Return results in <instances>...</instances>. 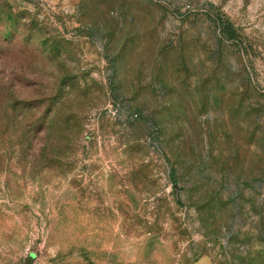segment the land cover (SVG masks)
Returning a JSON list of instances; mask_svg holds the SVG:
<instances>
[{
  "label": "rangeland",
  "instance_id": "1",
  "mask_svg": "<svg viewBox=\"0 0 264 264\" xmlns=\"http://www.w3.org/2000/svg\"><path fill=\"white\" fill-rule=\"evenodd\" d=\"M0 264H264V0H0Z\"/></svg>",
  "mask_w": 264,
  "mask_h": 264
},
{
  "label": "trees",
  "instance_id": "2",
  "mask_svg": "<svg viewBox=\"0 0 264 264\" xmlns=\"http://www.w3.org/2000/svg\"><path fill=\"white\" fill-rule=\"evenodd\" d=\"M231 199H229V201H230V204H235V199L234 198H232V197H230Z\"/></svg>",
  "mask_w": 264,
  "mask_h": 264
}]
</instances>
